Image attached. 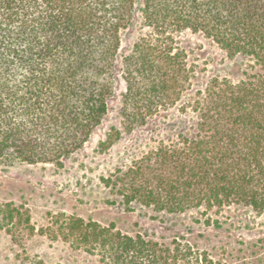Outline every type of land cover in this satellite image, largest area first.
Listing matches in <instances>:
<instances>
[{"label": "trees", "instance_id": "1", "mask_svg": "<svg viewBox=\"0 0 264 264\" xmlns=\"http://www.w3.org/2000/svg\"><path fill=\"white\" fill-rule=\"evenodd\" d=\"M138 11L147 33L120 67L135 0H0V159L62 166L102 124L118 70L128 132L176 105L191 72L175 35L204 33L230 57L250 60L243 79L211 80L192 103L194 136L161 144L103 181L128 208L183 214L245 206L264 215V0H141ZM2 230L18 241L35 233L29 210L0 204ZM58 235L104 264L192 260L180 245L75 216Z\"/></svg>", "mask_w": 264, "mask_h": 264}, {"label": "rangeland", "instance_id": "2", "mask_svg": "<svg viewBox=\"0 0 264 264\" xmlns=\"http://www.w3.org/2000/svg\"><path fill=\"white\" fill-rule=\"evenodd\" d=\"M121 32L119 65L139 38L147 33L138 11ZM191 72L182 99L128 132L121 114L126 82L116 74V89L109 111L88 142L62 161L27 164L0 159V204L15 203L29 210L35 233L16 240L0 231V264H104L98 256L75 249L60 237L65 218L75 216L104 226L115 224L124 234L143 235L164 246L190 250V264H264V215L250 207L232 206L220 211L191 210L183 214L158 213L138 204L126 207L103 181L126 170L144 155L179 136L192 137L197 114L196 94L213 79L238 82L248 69V58H232L204 33L175 35ZM211 218V224L206 221Z\"/></svg>", "mask_w": 264, "mask_h": 264}]
</instances>
